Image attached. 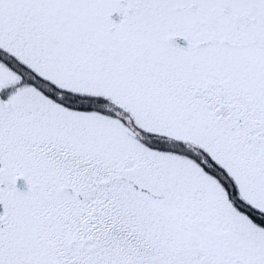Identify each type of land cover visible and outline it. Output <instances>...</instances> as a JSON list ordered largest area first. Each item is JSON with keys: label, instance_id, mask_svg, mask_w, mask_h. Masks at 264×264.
<instances>
[{"label": "snow or ice", "instance_id": "snow-or-ice-1", "mask_svg": "<svg viewBox=\"0 0 264 264\" xmlns=\"http://www.w3.org/2000/svg\"><path fill=\"white\" fill-rule=\"evenodd\" d=\"M0 264H264V0H0Z\"/></svg>", "mask_w": 264, "mask_h": 264}]
</instances>
